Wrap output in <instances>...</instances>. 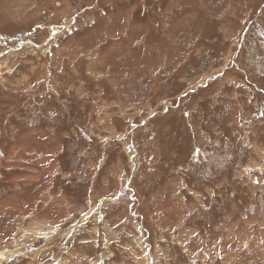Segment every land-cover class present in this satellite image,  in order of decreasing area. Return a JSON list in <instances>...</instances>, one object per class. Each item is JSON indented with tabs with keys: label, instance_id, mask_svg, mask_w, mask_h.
Listing matches in <instances>:
<instances>
[{
	"label": "rangeland",
	"instance_id": "obj_1",
	"mask_svg": "<svg viewBox=\"0 0 264 264\" xmlns=\"http://www.w3.org/2000/svg\"><path fill=\"white\" fill-rule=\"evenodd\" d=\"M0 264H264V0H0Z\"/></svg>",
	"mask_w": 264,
	"mask_h": 264
},
{
	"label": "bare ground",
	"instance_id": "obj_2",
	"mask_svg": "<svg viewBox=\"0 0 264 264\" xmlns=\"http://www.w3.org/2000/svg\"><path fill=\"white\" fill-rule=\"evenodd\" d=\"M5 255V254H4Z\"/></svg>",
	"mask_w": 264,
	"mask_h": 264
}]
</instances>
